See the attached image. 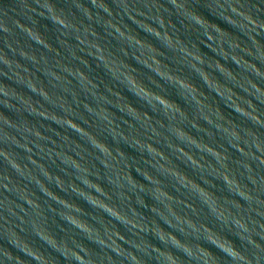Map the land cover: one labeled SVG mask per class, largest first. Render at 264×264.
<instances>
[{"label": "water", "instance_id": "water-1", "mask_svg": "<svg viewBox=\"0 0 264 264\" xmlns=\"http://www.w3.org/2000/svg\"><path fill=\"white\" fill-rule=\"evenodd\" d=\"M44 3L0 0V264H264V0Z\"/></svg>", "mask_w": 264, "mask_h": 264}, {"label": "clouds", "instance_id": "clouds-1", "mask_svg": "<svg viewBox=\"0 0 264 264\" xmlns=\"http://www.w3.org/2000/svg\"><path fill=\"white\" fill-rule=\"evenodd\" d=\"M31 11H32V12H35L37 15L45 16V17H47V18H49V19L52 20L51 15H50V10H49V8L46 6V4L44 3V0H34V6L31 7ZM42 13H44V14H42ZM52 21H53V20H52ZM53 23H55V22L53 21ZM55 24H56V23H55ZM16 26L19 27L18 25H16ZM32 27H34V26H32ZM21 30L24 31L23 29H21ZM29 89H30V88H29ZM31 91H32V89H31ZM32 92H34V91H32ZM34 93L38 94L40 97H42L43 100L47 101L49 104H52L51 101H50L49 99H47L45 96H43L41 93H38V92H34ZM52 105H53V104H52ZM39 106H40V105L37 104V107H39ZM30 113H32V112H30ZM33 114L38 115L37 113H33ZM45 119H46V118H45ZM9 127H10V126H9ZM6 241H7V242H6L5 244L7 245V247H8L13 253H16V254H18V255H20V256H22V257L27 255V253H25L24 251H22L21 247H19L17 244L12 243V242L9 241V240H6ZM14 250H15V251H14ZM21 253H22L23 255H21ZM183 255L186 256L185 253H183ZM225 255H229V254L225 253ZM29 258H30V257H29ZM186 258H188V257L186 256ZM229 258H230V259H237L238 257H233V256L229 255ZM5 259H7V258H5ZM8 264H16V262H15L14 260H13V261H9ZM242 264H243V262H242Z\"/></svg>", "mask_w": 264, "mask_h": 264}]
</instances>
